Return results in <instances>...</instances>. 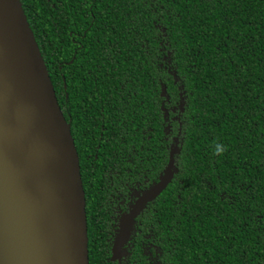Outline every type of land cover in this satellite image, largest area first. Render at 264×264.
<instances>
[{
	"label": "trees",
	"instance_id": "1",
	"mask_svg": "<svg viewBox=\"0 0 264 264\" xmlns=\"http://www.w3.org/2000/svg\"><path fill=\"white\" fill-rule=\"evenodd\" d=\"M20 2L71 120L89 264H108L110 166L154 180L175 140L173 180L146 208L147 264H264V0Z\"/></svg>",
	"mask_w": 264,
	"mask_h": 264
},
{
	"label": "water",
	"instance_id": "2",
	"mask_svg": "<svg viewBox=\"0 0 264 264\" xmlns=\"http://www.w3.org/2000/svg\"><path fill=\"white\" fill-rule=\"evenodd\" d=\"M177 152L139 210L172 180ZM0 264H89L78 154L20 0H0Z\"/></svg>",
	"mask_w": 264,
	"mask_h": 264
},
{
	"label": "flooded vegetation",
	"instance_id": "3",
	"mask_svg": "<svg viewBox=\"0 0 264 264\" xmlns=\"http://www.w3.org/2000/svg\"><path fill=\"white\" fill-rule=\"evenodd\" d=\"M162 60L163 58L158 60L159 69L162 66V62H161ZM92 100H93L92 104H95L96 101L94 102V99ZM81 101H83V99ZM105 117L106 115H104L102 110L100 112H98L97 109L94 110L95 122L97 124H100L102 131L104 130L103 128L104 125H110L111 127L113 126V122H114V117H107V118ZM171 119L173 118L169 117V120ZM66 121L69 124L71 123L70 119ZM70 130H71V124H70ZM101 137H102V132L99 134V139ZM177 144L178 142L174 146L177 147ZM96 148L98 149V145L96 146ZM130 158L131 155L129 154V152L128 153L124 152L122 157V163L125 162L129 163ZM175 167L176 166L174 165L172 171L174 170ZM110 168H111V172L114 171L115 181H113V183L107 186L108 189L107 199L104 202L105 205L104 214L107 216V218L105 219V224L103 225V223L99 222V226L103 225L105 227L104 230L101 231L104 235L102 249L106 257L105 260L108 264H147L149 259H153V256L154 254H156L158 249L156 246L148 244V235L145 224L146 208L149 204H153V202L156 200V198L159 195L155 199L144 203L141 206V210L138 209L139 208L138 206L141 205V198L143 197V195H145L154 185H156L160 181V178L162 177L163 174L161 172L158 173L156 177L157 180L156 179L147 180L144 174L142 177L143 180L139 182H130L129 178L125 176V174H123L121 175L123 180L118 182L117 181L118 179L116 177L120 175L121 168L126 170L125 167L120 164L117 165L116 163H114L112 164V166H110ZM173 177H174V173L172 176V180ZM138 202H140V204ZM85 207H86V203H85ZM133 209L139 210L138 214L136 215V217H134L133 222L127 223L125 225V229L128 230V236L125 239V241L121 243L120 228L122 225V221L126 215L131 213ZM118 241L120 242L119 246H117ZM155 264H159V262L156 261Z\"/></svg>",
	"mask_w": 264,
	"mask_h": 264
},
{
	"label": "clouds",
	"instance_id": "4",
	"mask_svg": "<svg viewBox=\"0 0 264 264\" xmlns=\"http://www.w3.org/2000/svg\"><path fill=\"white\" fill-rule=\"evenodd\" d=\"M226 151V147L223 144L217 143L215 145V154L222 155Z\"/></svg>",
	"mask_w": 264,
	"mask_h": 264
}]
</instances>
